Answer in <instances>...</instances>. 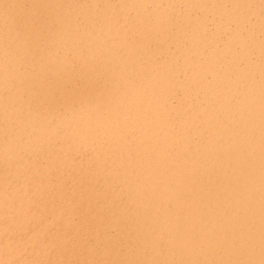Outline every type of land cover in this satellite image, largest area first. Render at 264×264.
<instances>
[{"label": "bare ground", "instance_id": "6f19581e", "mask_svg": "<svg viewBox=\"0 0 264 264\" xmlns=\"http://www.w3.org/2000/svg\"><path fill=\"white\" fill-rule=\"evenodd\" d=\"M60 16L87 87L29 104L26 33ZM262 45L261 0H0V264L259 262ZM242 208L251 249L214 243Z\"/></svg>", "mask_w": 264, "mask_h": 264}, {"label": "snow or ice", "instance_id": "6c2138e0", "mask_svg": "<svg viewBox=\"0 0 264 264\" xmlns=\"http://www.w3.org/2000/svg\"><path fill=\"white\" fill-rule=\"evenodd\" d=\"M107 7L110 5H100ZM261 7L264 9V0H261ZM114 25H118L116 18H111ZM77 25H80L79 18L73 20L69 17H55L44 22L40 32L32 36L26 33L28 39L26 44L29 49L35 47L31 60L32 69L26 73L24 79V97L29 104L46 101L48 98L57 97L64 105H74L77 99L84 94L87 87L85 81L89 79L83 71L86 63V49L84 46V35ZM57 39L60 45L56 44ZM134 46L149 47L147 40L140 39L134 35L130 38ZM264 46V45H262ZM19 65L23 69L27 62L25 57L15 53ZM125 71L134 73V69L125 68ZM191 85L176 84L173 86V94L177 100H182L187 95ZM262 116H264V81H262ZM261 158H262V202H261V260L259 262L248 260L243 264H264V119L261 126ZM237 216L234 224L219 233L214 243L225 247L230 251L243 252L252 247L249 238L253 230L250 215L243 212ZM161 245L163 242H159ZM25 264H54L52 261H28ZM58 264V262H56ZM128 264H139V262H128ZM152 264H169L166 261L152 262ZM218 264H233L230 261L218 262ZM240 264V262H236Z\"/></svg>", "mask_w": 264, "mask_h": 264}]
</instances>
